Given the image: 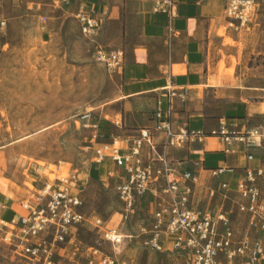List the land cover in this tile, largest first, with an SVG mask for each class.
Masks as SVG:
<instances>
[{
	"label": "rangeland",
	"instance_id": "1",
	"mask_svg": "<svg viewBox=\"0 0 264 264\" xmlns=\"http://www.w3.org/2000/svg\"><path fill=\"white\" fill-rule=\"evenodd\" d=\"M73 13L51 0L1 4L7 28L0 31V220L9 223L22 213L23 201L50 184L78 196L87 217L133 236L113 246L93 226H81L74 246L55 264H87L91 248L118 262L190 264L187 254L172 250L173 238L163 252L144 245L140 229L149 230L151 213L139 208L125 220L115 181L104 162H96V150L125 131L116 102L121 79L95 61V51L105 48L82 33ZM228 207L235 231L244 235L245 219ZM16 234L0 222V264H35L21 256Z\"/></svg>",
	"mask_w": 264,
	"mask_h": 264
},
{
	"label": "crops",
	"instance_id": "2",
	"mask_svg": "<svg viewBox=\"0 0 264 264\" xmlns=\"http://www.w3.org/2000/svg\"><path fill=\"white\" fill-rule=\"evenodd\" d=\"M226 2L176 0L173 17L156 11L158 0H72L62 5L74 13L81 6L91 10L100 23L95 35L100 44L107 51H124V64L116 72L121 79L116 102L123 110L125 129L121 140L155 128L158 104L164 109L169 105L166 90L185 94L184 102L172 101V128L176 132L182 128L202 131L206 137L201 143L168 153L178 162L180 172L198 176L193 206L215 213L229 210L238 200L234 191L224 192V198L222 183L229 182L234 190L245 167L264 165V59L260 58L264 55V0L257 1L247 31L230 27ZM221 123L239 133L258 129L261 137L250 149L236 146L226 154L223 143L211 135ZM154 135L157 142L163 141V135ZM143 153L147 157V151ZM247 154L254 155L253 162L247 161ZM101 167L107 175L122 173L109 160ZM220 167L235 168L237 174L212 178V170ZM165 201L169 203L170 198ZM139 208L152 213L157 200H138L135 212Z\"/></svg>",
	"mask_w": 264,
	"mask_h": 264
},
{
	"label": "built area",
	"instance_id": "3",
	"mask_svg": "<svg viewBox=\"0 0 264 264\" xmlns=\"http://www.w3.org/2000/svg\"><path fill=\"white\" fill-rule=\"evenodd\" d=\"M46 1V0H43ZM72 0H52L69 5ZM258 0H227L225 14L229 25L236 31L245 28L256 12ZM3 0H0V7ZM176 0H158L156 11L170 13ZM166 6V7H164ZM94 13L81 6L75 18L80 23L85 36H95L100 28ZM45 20V19H44ZM7 28V21L0 16V31ZM94 59L110 72H117L124 64L123 50L107 51L98 48ZM168 107L159 103L154 117L157 121L153 130L142 129L130 140L112 137L110 143L101 145L96 150V162L111 161L122 173H110L116 180L115 191L123 206V218L127 220L135 213L138 200L155 198L157 209L151 213L150 228L142 229L146 236L144 245L156 252L164 251V242L173 238L172 250L190 257V264H264V165L245 167L237 180L234 190L229 182L221 184L222 194L234 191L238 200L233 204L238 217L246 221V233L238 234L232 221V210L220 209L219 212L203 211L192 204L194 187L198 176L189 171L180 172L178 162L168 153L169 149H182L195 142L201 143L206 134L202 131L182 128L174 131L171 124L172 101L176 98L186 100L183 92L166 90ZM90 114L84 116L90 121ZM97 128V126H94ZM155 133L163 135V141L157 142ZM224 145L226 154L232 153L236 146L252 148L261 137L258 129L239 133L226 123H221L218 130L211 133ZM147 151V157L144 155ZM248 162H253V154H247ZM237 169L220 167L212 170V178L223 175L234 176ZM212 196L215 192L211 193ZM170 198V202L165 201ZM83 202L71 194L68 189L44 184L37 189L30 199L21 203L24 214L11 219L8 224L17 232L20 240L17 248H22L24 258L35 264H55L68 247L74 246L81 226L91 225L102 233L104 241L113 246H120L127 236L117 229L106 228L101 220L91 219L82 211ZM10 245H13L10 244ZM92 258L87 264H132L127 261L102 256L100 251L91 248Z\"/></svg>",
	"mask_w": 264,
	"mask_h": 264
}]
</instances>
